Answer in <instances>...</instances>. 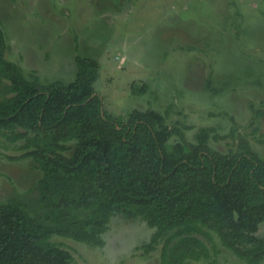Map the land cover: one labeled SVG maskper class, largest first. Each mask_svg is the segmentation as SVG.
Wrapping results in <instances>:
<instances>
[{
    "label": "trees",
    "instance_id": "1",
    "mask_svg": "<svg viewBox=\"0 0 264 264\" xmlns=\"http://www.w3.org/2000/svg\"><path fill=\"white\" fill-rule=\"evenodd\" d=\"M9 49L0 27V136L22 141L24 153L11 159L31 158L41 172L42 213L31 215L17 197L0 199V264H72V253L52 237L103 246L115 215L155 229L142 249L163 240L160 264L209 258L199 237L209 238L208 230L247 264L264 261V236L257 235L264 157L246 142L223 153L208 143L211 128L201 127L196 143L184 144L183 131L154 109L119 120L95 91L96 58L76 55L72 81L42 83L6 57ZM173 136L182 141L169 147Z\"/></svg>",
    "mask_w": 264,
    "mask_h": 264
},
{
    "label": "rangeland",
    "instance_id": "2",
    "mask_svg": "<svg viewBox=\"0 0 264 264\" xmlns=\"http://www.w3.org/2000/svg\"><path fill=\"white\" fill-rule=\"evenodd\" d=\"M0 27L6 57L27 77L68 83L75 56L94 57V88L108 114L126 120L133 109H154L183 131L184 144L210 127L212 149L225 153L246 142L264 157V116H255L264 112V0H0ZM143 83L148 91L134 94L132 86ZM21 144L0 136V199H22L39 216L41 172L31 158L11 159L24 153ZM154 232L140 219L115 215L103 246L52 240L72 253V264H160L163 240L142 249ZM207 232L199 237L209 258L185 264H247ZM257 235L264 236V222Z\"/></svg>",
    "mask_w": 264,
    "mask_h": 264
}]
</instances>
